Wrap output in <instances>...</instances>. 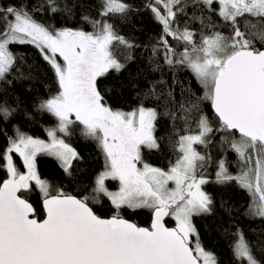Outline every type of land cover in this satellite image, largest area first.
Returning <instances> with one entry per match:
<instances>
[{"label":"snow or ice","instance_id":"1","mask_svg":"<svg viewBox=\"0 0 264 264\" xmlns=\"http://www.w3.org/2000/svg\"><path fill=\"white\" fill-rule=\"evenodd\" d=\"M145 7L162 26L149 58L161 79L150 81L138 95L157 106L145 107L142 99L125 112L108 106L98 81L112 70L121 72L135 58L132 50L138 45L106 19L126 18L131 5L100 0V19H95L83 11V0H0V124L10 123L22 110L19 98L13 106L2 87L13 82L14 71L15 78H24L11 45L39 49L58 86L55 95L31 103L37 115L50 114L57 122L46 129L48 141L15 125L14 136L0 127L7 141L0 150L5 174L0 177V264H219L201 245L193 217L213 215L218 206L231 222L239 210L223 197L217 204L204 189L209 183L244 190L249 196L244 215L264 220V0H148ZM77 9L93 31L55 28L35 18L40 12L73 16ZM213 17L230 29L228 34L217 30L220 25ZM240 18H245V30ZM116 45L125 50L123 63ZM165 67L174 83L175 71H189L204 94L184 89L177 101L163 79ZM205 102L214 120L205 112ZM23 114L34 119L27 109ZM160 117L170 122L167 145L176 154L167 170L149 165L141 155L142 148L162 150L165 137L156 135ZM77 122L81 134L96 141L105 157L104 170L79 197L53 188L37 169V157L47 155L73 176V161L80 157L58 133L70 136ZM230 153L234 160H229ZM209 167L213 173L207 172ZM109 180L117 182L118 190L109 189ZM34 188L41 194L40 209L25 195ZM105 198L113 211L107 218L91 206H103ZM124 209L149 210L150 226L125 219ZM166 217L175 221L174 227L166 226ZM231 234L234 264H264L238 226Z\"/></svg>","mask_w":264,"mask_h":264},{"label":"trees","instance_id":"2","mask_svg":"<svg viewBox=\"0 0 264 264\" xmlns=\"http://www.w3.org/2000/svg\"><path fill=\"white\" fill-rule=\"evenodd\" d=\"M15 2V0H4V3ZM41 0H36L40 3ZM125 3L131 5L132 11L127 14L126 18L120 15L109 16L106 19L114 25V28L119 35L131 40L138 45L132 50L135 57L134 60L127 63L125 69L117 73L114 70L110 71L107 77L100 78L98 81L102 93L105 95L108 106L113 109H123L132 111L136 109L143 99L138 95L142 89L148 88L149 82L161 79V72L152 71L149 63V58L152 56L151 46L155 43L157 37L161 33L162 26L154 19L152 12L145 7L148 0H124ZM84 8L95 19H100V0H83ZM81 9H77L75 15L66 16L57 14L55 16L40 12L35 14V18L45 25H52L55 28H72L81 29L84 31H93L92 25L80 19ZM190 14V13H189ZM219 24L217 30L228 34L230 29L223 25L218 17H213ZM244 19H239L241 30L244 29ZM248 19H251L250 17ZM255 23V20H253ZM194 27L199 29V25ZM257 46H261L257 41ZM10 50L17 57L16 67L24 73V78H15L16 73L13 72L11 84H4L2 87L6 89V98L9 103L15 106L16 98L21 102V111L14 114L11 122L8 124H0L8 132V135L14 136L13 125L19 127L21 131L28 135L37 138L49 139L46 129L55 126L57 123L55 118L50 114L37 115L31 108L32 101L39 96L47 98L49 95H55L57 92V84L54 78V72L50 64L44 60L34 45H11ZM115 51L117 56L123 63L124 49L122 46L116 45ZM176 82L173 81V73L165 67L163 71V79L167 81V85L174 89V96L177 101L181 99V92L184 89L190 90L197 95L202 96L204 89L195 80L192 74L187 70H177L174 73ZM188 95V92H184ZM145 107H156L157 102L152 99H143ZM205 112L214 120V113L208 102L203 105ZM23 109H27L34 119L29 120L23 114ZM158 111H163V108H158ZM180 125L179 121L177 122ZM81 125L77 124L71 127L72 134L66 136V141L76 150L80 159L73 161L72 171L73 176L65 175L59 162L51 156L40 155L37 157V169L41 177L53 186L60 188L65 193L81 196L85 186L89 188L95 176L104 170L105 157L97 142L86 138L81 134ZM172 128L168 118L160 117L156 122V135L165 137V142L162 145V150H149L144 148L142 158L144 162L154 166L167 169L169 162H174L176 154H174L167 145V138L170 136ZM175 139V137H172ZM6 137L0 135V150L6 146ZM215 155V152L213 153ZM235 154H229V160H234ZM16 163L23 171L22 163L16 158ZM230 171L235 173L236 169L230 166ZM213 167L207 169L208 173H213ZM0 177H5L4 172L0 171ZM214 179V175L210 177ZM110 190L117 188L116 181H106ZM205 191L210 193L213 198L219 203L221 197L228 200L231 205H234L239 211H234V220L229 222V218L217 206L213 215L194 216L193 224L196 227L199 241L206 251L212 252L219 264H234L232 245L235 237L231 234L238 226L245 234L247 240L255 245L256 255L260 259H264V220L251 219L244 215V209L248 206L249 196L244 191L232 185L226 189L218 185L209 183L204 186ZM28 200L37 209L41 208V194L38 189H33L31 193L25 194ZM94 211L102 217H109L113 214L111 205L105 198L104 205H91ZM40 218H43V213H38ZM121 215L134 221L138 225L149 226L151 222V213L147 209H124ZM167 225H175L174 221L169 217ZM225 229L228 231L226 232ZM256 231H253V230ZM196 237H192L193 245Z\"/></svg>","mask_w":264,"mask_h":264},{"label":"rangeland","instance_id":"3","mask_svg":"<svg viewBox=\"0 0 264 264\" xmlns=\"http://www.w3.org/2000/svg\"><path fill=\"white\" fill-rule=\"evenodd\" d=\"M113 109V108H112ZM113 110H120V111H125V112H128L129 110H123V109H113ZM74 118V117H73ZM58 135H60L61 136V138H63V139H65V142L66 143H68L67 141H66V136H63V134H59L58 133ZM34 138H37V137H34ZM39 139H42V140H45V141H48V139H43V138H39ZM69 144V143H68ZM70 145V144H69ZM71 146V145H70ZM72 147V146H71ZM73 148V147H72ZM147 163V162H146ZM149 164V163H148ZM149 165H151V166H153V167H157V166H154V165H152V164H149ZM139 167H142V165H139ZM25 170V169H24ZM23 170V171H24ZM167 170V169H166ZM42 178V177H41ZM43 179V178H42ZM170 187L172 186L171 184L169 185ZM110 189V188H109ZM112 190V189H111ZM116 190H118V187L115 189V188H113V190L112 191H116ZM171 218V217H170ZM172 219V218H171ZM173 220V219H172ZM174 221V220H173ZM174 223H175V221H174ZM175 226V225H174Z\"/></svg>","mask_w":264,"mask_h":264},{"label":"water","instance_id":"4","mask_svg":"<svg viewBox=\"0 0 264 264\" xmlns=\"http://www.w3.org/2000/svg\"><path fill=\"white\" fill-rule=\"evenodd\" d=\"M29 202H30V201H29ZM30 203H31V202H30ZM109 217H110V216H109ZM104 218H107V217H104ZM167 218H168V217L165 218V221L167 220ZM125 219H126V218H125ZM128 220L131 221V222H133V223H135L134 221H132V220H130V219H128ZM150 223H151V222H150ZM136 224H137V223H136ZM137 225H138V224H137ZM138 226H141V227H149L150 225H149V226L138 225ZM166 226H168V227H174V226H169V225H167V222H166Z\"/></svg>","mask_w":264,"mask_h":264},{"label":"flooded vegetation","instance_id":"5","mask_svg":"<svg viewBox=\"0 0 264 264\" xmlns=\"http://www.w3.org/2000/svg\"><path fill=\"white\" fill-rule=\"evenodd\" d=\"M143 149H144V148H142V151H143ZM141 155H142V152H141ZM138 167H139V165H138ZM159 168H160V167H159ZM162 169H163V168H162Z\"/></svg>","mask_w":264,"mask_h":264}]
</instances>
